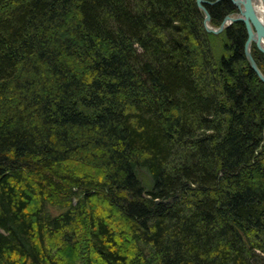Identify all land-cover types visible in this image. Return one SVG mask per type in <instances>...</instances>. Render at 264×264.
I'll list each match as a JSON object with an SVG mask.
<instances>
[{"label":"trees","instance_id":"trees-1","mask_svg":"<svg viewBox=\"0 0 264 264\" xmlns=\"http://www.w3.org/2000/svg\"><path fill=\"white\" fill-rule=\"evenodd\" d=\"M203 20L0 0V264H264V83L243 23Z\"/></svg>","mask_w":264,"mask_h":264},{"label":"water","instance_id":"water-1","mask_svg":"<svg viewBox=\"0 0 264 264\" xmlns=\"http://www.w3.org/2000/svg\"><path fill=\"white\" fill-rule=\"evenodd\" d=\"M217 1V0H216ZM232 4L237 8V16L227 15L224 17L220 26L216 29L210 27L209 20L210 15L205 7V4H212L206 0H196L197 7L203 12L204 20L203 26L205 30L209 33L219 34L222 32L228 25L233 22H242L247 37L244 43V55L245 59L248 62L251 70L256 74L258 79L264 83V75L259 69L256 61L254 60L251 47L252 44L256 46V48L264 55V49L261 47V42L264 41V16L261 19L255 10L253 0H230ZM264 5V0H262Z\"/></svg>","mask_w":264,"mask_h":264},{"label":"bare ground","instance_id":"bare-ground-1","mask_svg":"<svg viewBox=\"0 0 264 264\" xmlns=\"http://www.w3.org/2000/svg\"><path fill=\"white\" fill-rule=\"evenodd\" d=\"M253 4L255 7V10L257 12V15L263 19L264 16V5L262 0H253ZM261 47L264 49V41L261 42Z\"/></svg>","mask_w":264,"mask_h":264},{"label":"rangeland","instance_id":"rangeland-1","mask_svg":"<svg viewBox=\"0 0 264 264\" xmlns=\"http://www.w3.org/2000/svg\"><path fill=\"white\" fill-rule=\"evenodd\" d=\"M237 9V8H236ZM238 12V11H237ZM237 12L236 13H234V14H230V15H232V16H237ZM223 21V20H222ZM237 22H239V21H237ZM222 23V22H221ZM220 23V24H221ZM234 23V22H233ZM232 24V23H231ZM209 25H210V23H209ZM220 26V25H219ZM219 26H212V25H210V27H212V28H214V29H216V28H218ZM229 26V25H228ZM253 45H254V43L252 44V47H251V53L254 51L253 50ZM255 46V45H254ZM255 48H256V46H255ZM257 49V48H256ZM258 50V49H257ZM253 56V55H252ZM255 60V59H254ZM260 69V68H259ZM262 72V71H261ZM264 75V74H263ZM141 177H142V181H144V184H146L147 185V177H146V173L144 172V171H142V173H141Z\"/></svg>","mask_w":264,"mask_h":264}]
</instances>
